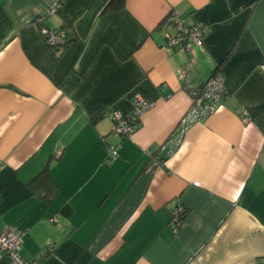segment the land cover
<instances>
[{"label":"crops","instance_id":"1","mask_svg":"<svg viewBox=\"0 0 264 264\" xmlns=\"http://www.w3.org/2000/svg\"><path fill=\"white\" fill-rule=\"evenodd\" d=\"M109 2L0 0V238L22 233V256L40 264H264V0ZM172 9L210 26L204 48H165ZM42 16L50 29L72 19L60 56ZM225 59L227 98L162 150L192 102L182 66L200 84ZM135 94L154 105L132 138L92 121L130 112ZM106 142L119 146L112 162ZM46 168L53 182L34 191Z\"/></svg>","mask_w":264,"mask_h":264},{"label":"built area","instance_id":"2","mask_svg":"<svg viewBox=\"0 0 264 264\" xmlns=\"http://www.w3.org/2000/svg\"><path fill=\"white\" fill-rule=\"evenodd\" d=\"M60 4H57L50 11V14L58 12ZM46 16L39 18L45 22ZM165 36V48L169 51H191L194 47H205L206 38L210 32V26L206 23H196L183 17L176 10H170L168 16L161 24ZM42 34L46 37L49 46H59L64 43L66 32L64 30L50 29L43 27ZM192 68L187 62L182 66L179 76L184 81L183 88L191 98V106L187 114L178 124L177 133L163 145L162 150L173 152L180 144L184 133L196 123L204 121L214 114L228 96L225 85V74L223 67L216 69L210 78L202 85L197 86L194 82L187 81L188 71ZM264 74V64L261 66ZM133 108L125 113L119 110L107 112L114 123V133L120 138H132L136 132L140 118L146 111L154 105L153 101L144 98L140 94H135L132 99ZM105 141V140H104ZM108 147V162H112L119 157V146L106 142ZM185 212V208L179 207L173 215V220L177 221ZM23 234L17 231L7 230L0 238V256L6 257L12 264H40L43 257H38L32 261L26 260L22 254Z\"/></svg>","mask_w":264,"mask_h":264},{"label":"trees","instance_id":"3","mask_svg":"<svg viewBox=\"0 0 264 264\" xmlns=\"http://www.w3.org/2000/svg\"><path fill=\"white\" fill-rule=\"evenodd\" d=\"M125 1L126 0H110V2L108 3V5L106 6V8L104 9V11H107V10H109V9H112V10H117V9H120V8H122V7H124V5H125ZM62 1H60L59 2V4H60V8H59V10H58V12L60 13V12H62V11H60L61 10V7H62ZM63 15H65V14H63ZM39 18H41V17H39ZM39 18H37L36 19V23L38 24V26H39V28H40V31H41V33H42V30H43V27H47V28H49L47 25H46V23L45 22H42V21H40L39 20ZM163 22V21H162ZM73 27H74V24H73V22H72V19H68L67 20V22H66V24L64 25V26H62V27H60V28H58V30H64L65 32H66V37H65V41H64V43H61V45H59V46H57V47H55V46H49L56 54H59V56L60 55H62L64 52H65V50L68 48V46L74 41V40H76L77 39V36L75 35V30H73ZM42 36H43V38H44V41L46 42V40H45V36L42 34ZM194 48H196V47H194ZM193 48V49H194ZM228 57V56H227ZM227 59V58H226ZM226 59L225 60H223L221 63H219L217 66H216V68L214 69V71H213V73L215 72V70L216 69H219L220 67H224V64H225V62H226ZM190 63V62H189ZM224 70V69H223ZM212 73V74H213ZM210 78V77H209ZM208 78V79H209ZM207 81V80H206ZM205 81V82H206ZM205 82H203V83H200V84H196L197 86H202ZM185 83H184V81H183V85H184ZM132 99H133V97H132ZM104 115H106L107 116V112H104L103 114H100L99 116H97V117H94L93 119H92V121L95 123V122H97L98 121V119L99 118H101V117H103ZM139 122H140V120H139ZM139 124V123H138ZM123 139V138H122ZM107 146V145H106ZM107 149H108V147H107ZM49 170H48V168H46V169H44V170H42L38 175H36L31 181H30V186L32 187V189L35 191L36 190V187H37V185L38 184H40V182L42 181V180H49L50 181V179H51V176H50V173L48 172ZM51 182H53L52 181V179H51ZM57 192H58V188H57V186H56V184L55 183H52V186H51V190H50V193H47L49 196H54L55 194H57ZM40 194V196L41 197H44V198H46V200H50L51 198L49 197V196H47V194L46 193H39ZM49 197V198H48ZM187 208H185V212L181 215V217H180V219L179 220H177V221H175L176 222V224L178 225V228H180L181 226H182V223H183V219H184V217H185V215H186V213H187Z\"/></svg>","mask_w":264,"mask_h":264}]
</instances>
